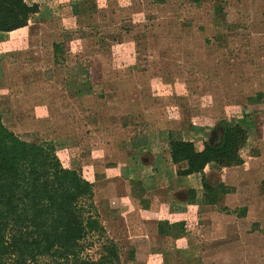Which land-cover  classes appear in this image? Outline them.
Listing matches in <instances>:
<instances>
[{
    "label": "rangeland",
    "instance_id": "obj_1",
    "mask_svg": "<svg viewBox=\"0 0 264 264\" xmlns=\"http://www.w3.org/2000/svg\"><path fill=\"white\" fill-rule=\"evenodd\" d=\"M27 2L38 6L27 24L0 31L1 118L92 182L82 203L103 231L81 256L112 240L119 264H264V0ZM197 118L205 140L220 119L242 124V162L220 167L188 209L172 183L141 203L133 180L150 174L133 138L165 153L168 129L194 139ZM164 209L184 219L181 237L157 231Z\"/></svg>",
    "mask_w": 264,
    "mask_h": 264
},
{
    "label": "trees",
    "instance_id": "obj_2",
    "mask_svg": "<svg viewBox=\"0 0 264 264\" xmlns=\"http://www.w3.org/2000/svg\"><path fill=\"white\" fill-rule=\"evenodd\" d=\"M37 11V4L27 0H0V31L25 26L29 15ZM246 139L242 124L220 119L200 151L180 130H168L166 141L171 162L185 163L177 170L179 175H203L208 163L240 164L239 150ZM92 196L91 181L64 167L45 146L18 137L2 122L0 112V264H27L40 256L60 264H119L112 240L99 258L81 256V240L90 232L103 231L84 206L87 202L92 206ZM183 225V221L169 224L164 220L158 222V230L172 233Z\"/></svg>",
    "mask_w": 264,
    "mask_h": 264
},
{
    "label": "crops",
    "instance_id": "obj_3",
    "mask_svg": "<svg viewBox=\"0 0 264 264\" xmlns=\"http://www.w3.org/2000/svg\"><path fill=\"white\" fill-rule=\"evenodd\" d=\"M204 123L206 122L202 121L201 119L199 120V118H197V121L194 120L192 122V129L194 131V136H195L194 139L186 138L185 136H183L184 138L190 139L193 141V145L197 151H200L203 149V146H204L203 144H204L205 135H206L204 131L206 132L207 129L211 128V127L209 128L206 127ZM209 125H212V124H209ZM168 130H180L181 131V128L180 127L170 128ZM147 141H148L147 135H143V136H139V138L137 137L133 138L131 142L132 147L134 148L141 147L140 149H142L143 151L142 153L143 155L141 157H144V158L142 159L140 157L141 160H139L140 161L139 163L137 162V165L140 164L142 165L141 167L148 169V172L150 174L149 180H147V182H144L142 177L135 178L133 180V183L136 184L140 190V195L138 194L136 198H138L141 201V203L144 202L146 199L145 198L146 196L144 194L148 190L147 187H153V188L162 187V183L165 185L172 183L171 187H172L174 194L184 192L185 197L183 198L185 199L184 200L185 209H188L189 207H191L193 205L192 202L195 200V198L200 197L201 194L207 193V190L212 191L216 189V188L212 189V187H209V185L207 184L213 181L215 182L218 179L219 172H220L219 168L221 166H218L214 163H208L203 170V177L205 179L204 182L199 172L191 173L188 175H179L177 173V170L179 168H184L185 163L183 162L179 164H173L171 162L167 141H165L164 143L165 153H163L164 151L162 152L161 149L153 150L151 148L146 147L149 144L147 143ZM143 149H146V151H144ZM222 168H227V167H222ZM156 173L158 174L159 179L157 178L158 176H156ZM187 194H188V197H187ZM171 203L167 201L166 209L167 207L169 209ZM145 205H146V202H145ZM166 209H164L165 211L163 212V216L157 219V231L158 232H159L158 222H161V221L164 222V220H166L170 224V223L180 222L184 220V219L182 220L181 218L172 219L171 216L176 213V212H173L174 210L169 211L170 213L168 215H165L166 212L168 211V210L166 211ZM180 215L182 216L187 215L186 210L183 213H180ZM159 233L162 235H167V236L172 235L177 238L181 237L178 233L177 228H174L172 233H161V232Z\"/></svg>",
    "mask_w": 264,
    "mask_h": 264
}]
</instances>
